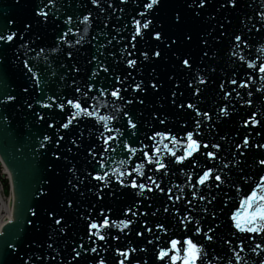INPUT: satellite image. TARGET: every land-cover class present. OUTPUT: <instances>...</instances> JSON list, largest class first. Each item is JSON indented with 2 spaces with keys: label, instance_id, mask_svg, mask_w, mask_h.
I'll return each mask as SVG.
<instances>
[{
  "label": "snow or ice",
  "instance_id": "snow-or-ice-1",
  "mask_svg": "<svg viewBox=\"0 0 264 264\" xmlns=\"http://www.w3.org/2000/svg\"><path fill=\"white\" fill-rule=\"evenodd\" d=\"M13 3L0 82L19 70L24 84L0 86V125L14 107L38 129L33 151L50 161L34 198L51 203L26 209L45 239L8 242L0 264H264V57L240 51L264 53V0ZM125 192L112 219L103 202Z\"/></svg>",
  "mask_w": 264,
  "mask_h": 264
},
{
  "label": "water",
  "instance_id": "water-1",
  "mask_svg": "<svg viewBox=\"0 0 264 264\" xmlns=\"http://www.w3.org/2000/svg\"><path fill=\"white\" fill-rule=\"evenodd\" d=\"M176 2H178V0H167V3L169 4H173ZM166 11H168V9H166ZM4 14L14 15V16L20 14L19 9H17L13 3V0H0V16H3ZM82 27L83 26H81V29ZM94 28H95V24L92 25V29ZM92 29H90L89 33L86 35V39H90L91 35L94 34ZM46 32L47 35L51 37L53 33V27L49 26L46 29ZM257 40H259V37H257ZM223 47H226V45ZM258 47H260L259 43L255 45V48ZM240 51L241 54L245 55L249 59H254L256 55H260L261 57H264V53H257L255 52L254 49L249 50L247 48L242 47ZM87 53H88V45L85 44L84 48L81 50L80 56L78 57L81 64L84 63V56ZM30 55H34V54L30 53ZM221 55H222V60L219 62L222 65H226L227 68L229 69L232 68L233 64L228 63L226 52H222ZM59 58L61 60L64 59L63 56H59ZM49 59L53 60V63H55V60L52 56H49ZM236 63H239V61H236ZM23 84H24V79L23 76L20 74L19 70H16L15 74L12 75L10 78L8 76H5L3 78V81L0 82V86L11 87L15 89H18ZM167 87L168 86L165 85V89H167ZM214 95H215L214 92H209L207 94L208 98L206 101V105L208 107H211L212 104L216 103V100L213 99ZM146 103H148V101H146ZM256 106L259 107L260 105L257 104ZM139 110H144V109L140 108ZM7 114L9 116L8 124L0 125V155L2 156L5 164L8 167V170L11 173L15 199H14L13 220L4 226L2 230V234H0V249H4L5 251L7 250L6 245L10 241H18L19 243H17V247H21L23 243L27 241L39 242L45 239V234L49 231V229L47 227V224L43 223V216L41 218L43 227L39 233H36L25 223V220L27 218L26 209L30 206L42 209L49 206V204L51 203V200L37 201L34 198V194L38 190L39 185L41 184L43 179L49 175L47 166L50 161V156H46L42 152L37 153L33 151L34 138L31 133L37 132L38 129L33 127L30 133L28 129L25 127L24 114L22 112H19L17 108L14 107L8 108ZM145 115H147V111H145ZM29 119L31 118L29 117ZM170 119L175 120L176 117L173 116L170 117ZM225 125L229 129L233 127L232 123L223 124L222 125L223 129ZM229 129H224V130L227 131ZM56 168L57 171L60 172V176L56 178L55 183L53 185V189L55 193H59L62 192L64 186L65 172L63 169L62 162L57 164ZM174 182H180V181H174ZM7 193L8 191H6V194ZM133 199H134L133 194L129 192H125V194L121 196L119 200L114 201L111 198H107L103 203L110 206L113 209L111 218L119 220L124 218L121 215L122 209H124L129 204H131ZM156 206L159 205L157 204ZM141 210H146V209L141 208ZM74 231L76 232L77 235L83 234V225L79 221L76 222ZM110 231L112 235L119 234L121 236V240L114 243L116 244L127 243L125 236L122 233H119L117 229L113 228ZM130 239H132L133 243L136 242V237L134 235L131 236ZM37 254L40 253L37 252ZM107 258L110 261L112 260L111 256H108ZM5 264H8V262L6 261ZM149 264H151V260L149 261Z\"/></svg>",
  "mask_w": 264,
  "mask_h": 264
},
{
  "label": "bare ground",
  "instance_id": "bare-ground-1",
  "mask_svg": "<svg viewBox=\"0 0 264 264\" xmlns=\"http://www.w3.org/2000/svg\"><path fill=\"white\" fill-rule=\"evenodd\" d=\"M4 181L6 182V177L0 166V228L5 221V217H10V205L7 204L9 195H5Z\"/></svg>",
  "mask_w": 264,
  "mask_h": 264
}]
</instances>
